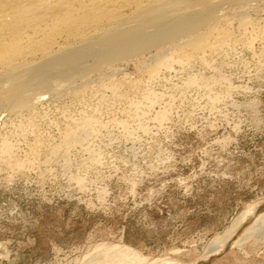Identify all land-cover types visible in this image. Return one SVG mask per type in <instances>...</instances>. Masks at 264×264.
I'll use <instances>...</instances> for the list:
<instances>
[{
	"label": "rangeland",
	"instance_id": "rangeland-1",
	"mask_svg": "<svg viewBox=\"0 0 264 264\" xmlns=\"http://www.w3.org/2000/svg\"><path fill=\"white\" fill-rule=\"evenodd\" d=\"M256 11L217 51L169 45L1 107L0 264H264V235L244 237L264 203Z\"/></svg>",
	"mask_w": 264,
	"mask_h": 264
},
{
	"label": "bare ground",
	"instance_id": "bare-ground-1",
	"mask_svg": "<svg viewBox=\"0 0 264 264\" xmlns=\"http://www.w3.org/2000/svg\"><path fill=\"white\" fill-rule=\"evenodd\" d=\"M262 8L264 0H0V108L29 111L48 93L81 92L77 82L169 45L217 51L230 40L231 20L252 31L247 11ZM161 54L150 75L170 63ZM257 209L245 238L264 235V203Z\"/></svg>",
	"mask_w": 264,
	"mask_h": 264
}]
</instances>
